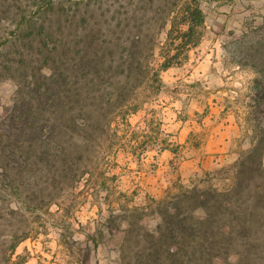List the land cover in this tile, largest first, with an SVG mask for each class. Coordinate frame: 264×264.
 Returning <instances> with one entry per match:
<instances>
[{
	"label": "rangeland",
	"instance_id": "374dc122",
	"mask_svg": "<svg viewBox=\"0 0 264 264\" xmlns=\"http://www.w3.org/2000/svg\"><path fill=\"white\" fill-rule=\"evenodd\" d=\"M228 1L217 7L205 6L201 42L182 62L161 71L163 84L159 88L146 68L133 71V75L145 72V77L142 83L137 81L128 101L139 93L145 99L143 105L125 124L118 127L113 122L104 140L94 138L85 178L62 186L52 172L39 170L28 181L30 188H19L23 197L14 191L6 195L9 190L5 189L12 187L0 183V233L25 236L15 258L25 256L23 264H201L196 259L199 253L193 258L185 249L152 253L155 248L145 242L140 227L127 230L130 222L122 218L124 213L114 230L105 222L112 210L122 212L126 205L147 206L150 212L156 200L184 186L212 182L224 186L240 157L262 137L264 0ZM173 2L0 0V120L20 96L18 88L27 77L26 69L33 65L30 58L36 57L39 66L44 64L46 74L50 62L46 64L45 55L50 45H57L68 48L69 62L88 60L92 65L93 58H104V49L97 51L100 42L126 40L128 34L118 36L126 17L131 16L132 25L139 24L135 15ZM161 34L164 42L166 32ZM114 50L105 56L107 65L101 66L100 72L117 76L115 86L122 88L130 71L118 66L125 53L123 44ZM157 57L149 55L148 59H155L156 64ZM96 68L81 66L80 73L90 76ZM85 81L80 84L91 90ZM103 86L109 87L110 82L106 80ZM227 126L232 136L227 156L216 157L211 168L201 167L193 173L184 166L202 153L210 131L219 132ZM67 137L65 146L76 147L75 140ZM143 222L153 227L157 215L148 214ZM100 229H104V237L96 245L92 235ZM216 262L222 264L221 259ZM258 264H264V258Z\"/></svg>",
	"mask_w": 264,
	"mask_h": 264
},
{
	"label": "trees",
	"instance_id": "16d2710c",
	"mask_svg": "<svg viewBox=\"0 0 264 264\" xmlns=\"http://www.w3.org/2000/svg\"><path fill=\"white\" fill-rule=\"evenodd\" d=\"M227 2L175 0L171 6L164 3L160 8H147L135 15V21H139L135 25L128 16L126 24L120 22L123 26L118 35L122 38L128 34L125 42L111 41L106 45L100 42L97 51L104 49L101 53L104 58H93L92 65L88 60L82 61L83 65L69 62L68 48L59 49L57 45H50L45 55L46 64L50 62L46 74H43L44 64L39 66L35 63L36 57L30 58L33 65L26 69L27 77L18 88L20 96L0 120V183L12 187L5 189L9 190L6 195L14 191L23 197L21 185L30 188L28 181L33 179V173L43 169L52 172L55 182L62 186L64 182L85 178L94 138L104 140L113 122L118 127L125 124L128 116L143 105L145 99L139 93L128 101L135 92L134 87L145 77V72L133 75V71L146 68L159 88L163 84L161 71L182 62L201 42L206 28L205 6L217 7ZM117 26L113 27L114 31ZM162 31L166 32L164 42ZM44 44L48 46V42ZM122 44L125 53L118 66L130 72L121 88L115 86L117 76H106L100 67L107 65L105 56L112 55ZM156 54L158 63L155 64V59L148 58ZM85 65L97 67L96 72L90 76L81 74V66ZM108 65L112 67L113 63ZM83 79L91 84V90L80 84ZM106 80L110 82L109 87L103 86ZM261 94L264 114V90ZM65 135L75 140L76 147L65 146ZM98 191L101 193V189ZM146 207L126 205L122 212L112 210L105 225L114 230L118 227L117 219L124 213L122 218L130 222L127 230L140 227L145 242L155 248L152 253L175 247L192 252L193 258L199 253L196 259L201 264H217V259L222 264H258L264 258V133L240 157L230 182L224 186L214 182L207 186H184L179 192L156 200L150 212ZM152 213L157 215V222L149 227L143 219ZM99 232L92 235L96 245L104 237V229ZM24 238L19 233H0V264L27 261L20 254L15 258L17 246Z\"/></svg>",
	"mask_w": 264,
	"mask_h": 264
},
{
	"label": "crops",
	"instance_id": "0c3cea01",
	"mask_svg": "<svg viewBox=\"0 0 264 264\" xmlns=\"http://www.w3.org/2000/svg\"><path fill=\"white\" fill-rule=\"evenodd\" d=\"M216 131V132H215ZM231 127H225V130L221 131H210L209 137L207 138L206 145L203 146L202 153L197 157H193L184 164L186 168L193 173L197 169L205 168L209 169L213 166L216 157L222 159L223 156H227L226 150L228 149L231 141V135L229 134ZM217 161V160H216Z\"/></svg>",
	"mask_w": 264,
	"mask_h": 264
}]
</instances>
